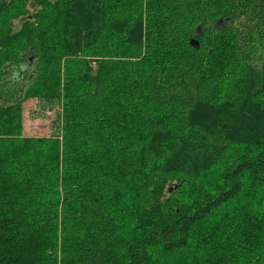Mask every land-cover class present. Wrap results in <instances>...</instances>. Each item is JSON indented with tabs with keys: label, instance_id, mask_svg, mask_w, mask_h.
I'll list each match as a JSON object with an SVG mask.
<instances>
[{
	"label": "trees",
	"instance_id": "16d2710c",
	"mask_svg": "<svg viewBox=\"0 0 264 264\" xmlns=\"http://www.w3.org/2000/svg\"><path fill=\"white\" fill-rule=\"evenodd\" d=\"M28 63L0 264H264V0H0V82Z\"/></svg>",
	"mask_w": 264,
	"mask_h": 264
},
{
	"label": "rangeland",
	"instance_id": "374dc122",
	"mask_svg": "<svg viewBox=\"0 0 264 264\" xmlns=\"http://www.w3.org/2000/svg\"><path fill=\"white\" fill-rule=\"evenodd\" d=\"M19 26L20 21H14V28ZM29 64L8 70V74L0 82L1 104L13 103L23 95L27 85V81L24 79V71ZM50 105V102L36 98H30L22 103L23 135L48 136L56 130L58 108Z\"/></svg>",
	"mask_w": 264,
	"mask_h": 264
}]
</instances>
